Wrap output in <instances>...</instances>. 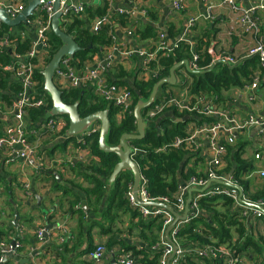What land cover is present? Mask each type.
I'll list each match as a JSON object with an SVG mask.
<instances>
[{
    "label": "built area",
    "instance_id": "obj_1",
    "mask_svg": "<svg viewBox=\"0 0 264 264\" xmlns=\"http://www.w3.org/2000/svg\"><path fill=\"white\" fill-rule=\"evenodd\" d=\"M77 1L60 0L58 9L61 12L60 23H67L71 17L84 15L85 7ZM200 1L205 5V14L201 16L202 19L208 23L213 22L214 15L212 10L214 4L212 0ZM215 1L230 13L238 14L237 25L231 28L230 34L232 35V33L237 31L239 35H249L252 39V46L248 48L243 59L256 58L258 67L264 69V17L259 14L264 11V0H260L257 4L247 8L242 7L238 0ZM52 5L53 0H40V5L36 9L35 15L33 18H28L23 26L25 36H21L22 39L31 37L29 51L24 55L13 53L11 63L3 67V71L10 76V79L15 80L19 86V91L16 93L9 91L8 95L11 97L9 106L5 104V106H0V170L6 166L22 165L29 169L33 175L40 176L46 172L41 161L42 149L45 146H49L50 143L53 145L57 143L63 144L71 138L67 136L68 120L64 116L49 115L51 105L43 89V82L41 83L35 77L36 72L41 73L53 56L50 54L51 46L48 40V34L51 32L50 21L53 16ZM24 8V3H4L3 0H0V9H5L10 19H14ZM184 8V0H171L170 10L173 13L182 12ZM132 12H139L137 14L145 17L147 11L139 7H133L131 10L116 9L114 15H121L130 19ZM111 17L112 15L106 9V14L102 17L94 18L90 27L91 32L94 34L100 32L105 26L109 27L108 35L110 36L111 44L99 48L98 54L95 55L96 57L98 55L101 56V59L94 63L90 60L79 63L74 60V57H63L58 64V68L54 71L53 83L61 93L74 89H90L95 97L118 109L116 116L120 120L126 115H133L135 106L130 91L133 86L117 84L115 83L116 79L108 80V75L113 69L115 62L113 55H116L120 64L130 62L132 75L129 78L125 77L123 80L131 82L133 85L135 82L156 83L160 79L168 77L169 73L164 75V67L159 64V59L171 55L178 47L179 42H183L188 46L190 60L187 61V66L189 70L194 72L207 70L211 65H215L219 61L224 62L219 64L235 66L241 59L225 52L214 53L209 46H203L202 49L196 50L197 47L190 40L191 36H189L194 26V20L187 22L183 33L177 39H169L164 31H159L154 41H147L150 43L148 46L137 47L134 45L131 47L125 41L118 39L116 28L123 29L124 37L130 39L133 38L134 26L129 23L126 27H121L117 23L112 22ZM27 32H29V35L26 34ZM13 46L14 44L5 36L1 41L0 47L11 49V52ZM205 54L209 56L210 61L207 66L200 67L199 63L203 61ZM175 74L178 79L176 84L182 78L181 83L184 88L181 91H183V95L176 96L168 88L176 84H167L165 87H160L152 104L145 109L142 120L147 127L154 125L157 127L158 132L162 133L163 128L159 125L160 121L166 117L173 120L176 118L175 114H190L204 119H214L213 121H203L201 124L196 122L186 123L183 136L174 137L169 145H164L156 150V153H160L166 151L168 147L184 149L190 155H196V157H191L188 168L192 167L195 158L199 159L197 165L201 164L203 167L199 171H195L198 176H192L187 182L178 186L172 195L173 200H170L168 196L152 197L147 189L148 180L141 174L140 167L135 159L138 154L144 152L130 146L132 149L131 159L139 168L140 180L137 192L138 202L132 195V183L128 186L125 197L129 207L144 221L157 217L161 220L158 243L148 246L146 243L138 241L133 244L138 249L148 251L147 255L149 258L161 253L158 258V264H184L188 258L195 261L204 259L220 264H244V256L237 254L231 247L226 245L196 242L195 244L184 246L180 242L178 231L184 224L198 219L201 215L209 218L199 206V200L204 197L230 199L231 206L228 210L230 214L235 215L238 222L264 219V198L251 200L244 193L240 180L233 177V171L228 173V175L230 174L228 180H225L228 175L223 172L227 167L229 148L236 144L239 138L238 134L248 129H253L261 142V148L252 151L253 159L257 162H264V119L250 115L241 120L234 115H227L217 109V106L213 105L205 96L190 94L189 86L192 80L189 76L190 72L184 65L177 69ZM262 79L260 73H255L250 84L246 86L245 92L247 95H244V97H247L249 101L254 99V93ZM30 109L42 110L45 114L35 124H29L27 113ZM175 121L182 122L179 118ZM95 133H98V130L90 128L87 133L74 136V141L79 147L77 149L90 154L91 152L85 142V138ZM200 140H205L206 146H202ZM75 143L70 141L66 147H75ZM85 159L86 157L80 158L81 161ZM258 174L264 178V167L262 171H258ZM258 174L257 171H251L244 176L249 178L258 176ZM217 181L224 184L217 183ZM22 186L25 197L32 199L33 195L29 191V184L25 182ZM192 188L197 189V192L191 193V201L185 219L177 221L166 235V230L174 223L175 217L164 208L146 205L150 203L166 205L179 217H182L185 213L188 192ZM201 189L205 190L199 192ZM1 195L0 189V198ZM26 232L27 227L20 223L10 229L6 236L0 240V264H7L13 259H18L19 253L23 248L22 240ZM51 237L50 230L46 231L44 227L37 228L34 231V238L38 247L29 249L32 258L40 255L42 252L41 247ZM58 243H63L62 237L58 239ZM104 252L105 247L98 245L93 251L88 253V257L93 262L99 263L103 259ZM170 257L171 259L169 260ZM141 258L142 256L135 257L130 252H122L117 255L114 254L112 261L107 264H138L136 260ZM14 261L16 262L17 260Z\"/></svg>",
    "mask_w": 264,
    "mask_h": 264
},
{
    "label": "trees",
    "instance_id": "obj_2",
    "mask_svg": "<svg viewBox=\"0 0 264 264\" xmlns=\"http://www.w3.org/2000/svg\"><path fill=\"white\" fill-rule=\"evenodd\" d=\"M86 13L87 20L91 21L96 17L104 16L106 13V7L96 10L87 8ZM146 18L151 22L156 23L158 15L149 9L146 12ZM69 20L68 23H60V27L64 28L79 46L80 51L74 56V60L79 63L91 60L93 56L98 54L99 48L111 44V39L108 35V26L103 27L100 32L94 34L91 32L90 28H88V21H83L79 17H71ZM111 20L121 27H126L129 23H132L134 26L133 38L139 44L147 43V41H154L156 39L158 30L155 29L151 23L145 24L133 17L129 19L121 15H114L111 17ZM22 29V25L15 28H8L6 26L0 27V43L4 37L7 36V39L14 44L13 52L11 53L8 52L7 49L0 47V102H3L6 106H9L10 104L11 97L8 95L9 91L16 93L19 91V86L11 82L10 76L3 71V67L11 63L13 53L24 55L30 49L31 37L29 36L26 39H22L20 33ZM177 36L178 31H176L172 25H168L167 37L169 39H176ZM48 40L51 46L50 54L53 55L61 46V42L52 34V32L48 34ZM195 45L197 47L196 50H200L203 46H208V43H203L201 39H198ZM188 60H190L188 46L183 42H179L178 47L171 55L159 59V64L164 67V75H167L172 66ZM209 61V56L205 54L204 59L199 63V66L205 67ZM255 72H260L264 75V69L258 67V61L256 58L242 60V62L236 66L230 67L223 64H216L211 71L207 72L204 70L203 73L200 74L190 73L189 76L192 83L189 86V91L191 95L205 96L213 105H218L219 103L222 104L224 102L221 97L222 91H226L232 87L239 88L250 84ZM35 77L40 80L41 83L43 82L40 72H36ZM125 77L129 78L130 75L122 72V69H119V72L115 74V83L126 86L125 81L123 80ZM108 80L111 81L109 77ZM154 84L155 82L134 83L133 87L130 88L134 106L138 102L146 101L149 98ZM165 86H167V84L163 87ZM61 99L67 105L77 103L78 114L81 118L87 117L98 111L107 110L109 129L106 135V144L108 146H116L123 134H136V121L133 115H126L117 123L115 118L118 109L111 104H107L98 97H95L84 88L64 91L61 94ZM49 103L51 105L50 99ZM144 111L145 109L141 111V116H143ZM44 114L45 113L42 110L30 109L27 113L28 123L35 124L44 116ZM175 116L176 118L173 120L166 117L160 121L159 125L163 128L162 133H159L157 127L154 125L148 127L145 125L144 137L141 140L128 141L130 146L136 147L144 152L138 154L135 159L140 167L141 174L148 180L147 189L152 197L168 196L170 200H173L172 195L180 184L187 182L192 176H198L195 170L199 159L195 158L192 167L188 168L191 157H196L195 154L190 155L189 152L184 149H174L171 147H168L166 151L160 153H156V150L164 145H169L174 137L183 136L186 123L196 122L197 124H201L203 121L214 120L212 118L204 119L190 114H175ZM64 118L68 120L66 116H64ZM178 118L181 119L182 122L175 121ZM68 140V142L73 141L75 143L73 137ZM68 142L63 143L62 147L65 148ZM85 142L89 146L92 155L97 157V161L88 162L87 164L81 162L72 163V172H74L76 176L82 178L87 184V188L72 183H69L71 189L67 187L61 188L59 184L54 186V189L60 188L64 197L71 196V200L68 203L67 213L70 215L79 214V235L82 234L81 227L82 223H84L82 221L83 209H76V205L80 203V198L78 195L72 193L73 188H77L84 193L86 199L85 204H88V207H94V209H96V211H94L95 214H97L96 212H98L100 205L104 207L99 213V216L102 219H107L112 222L116 218L118 211H122V213L127 212L131 216L128 233L134 234L137 238L148 244V246L158 243L161 231L160 218H150L146 221L142 220L135 211L130 209L125 197L128 186L132 183V175L129 172H122L116 176L112 184H108L110 175L117 163V157L113 154L104 153L98 149V133L86 137ZM245 145L244 142L237 139L236 144L229 148L225 173H229L232 170L233 177L240 180L243 191L247 194V181H243L240 176L244 172L247 173L253 171L254 166L251 160L249 161L243 158ZM74 146L79 148L76 143ZM263 194L264 189L261 196L262 198H264ZM257 198H259V196H257ZM104 199L105 201L102 202ZM219 199V197H204L199 200V206L202 212L209 218L201 215L198 219H194L184 224L178 231V237L181 240V244L188 246L197 242L231 247L234 242L233 230L235 229L238 239L235 240L236 243L234 244V247L237 248V251L251 247L260 250L261 248L252 240V237L245 236L244 229L236 219L235 215L233 216L230 214L228 209L231 206V200L224 197L220 200ZM222 208L224 211H222ZM97 224L91 223L88 225V232L83 236L88 247L81 252V255H85L92 250V240L89 235V230ZM98 226L100 227V224H98ZM101 232L109 233L110 229L108 227L105 229L101 228ZM4 236L5 232L0 229V240H2ZM116 244L120 245L124 252L130 251L135 257L142 256L141 259L137 260L138 264H158V258L161 253H157L153 255L152 258H149L147 255L148 251L138 249L135 244H129L121 239H111L109 247ZM75 248L76 244L71 249ZM55 251L56 255L63 263L64 253L68 251L67 244H62V248L59 250L55 248ZM184 264L220 263H212L211 261L204 259H197V261H195L194 259L188 258Z\"/></svg>",
    "mask_w": 264,
    "mask_h": 264
},
{
    "label": "crops",
    "instance_id": "obj_3",
    "mask_svg": "<svg viewBox=\"0 0 264 264\" xmlns=\"http://www.w3.org/2000/svg\"><path fill=\"white\" fill-rule=\"evenodd\" d=\"M3 1L4 3H24L26 6L28 0ZM259 1L260 0H238L241 6L246 8L257 4ZM78 2L85 7L84 15L79 17L83 21H88L86 17L87 8L96 10L106 7L109 14L112 16H114L116 9L131 10L133 7L146 9V11L150 9L158 15V19L157 22L154 23L148 20L145 16L144 19L146 20V23L153 24L154 28L157 29L158 32H162L163 30L166 34L168 25H172L175 30L178 31L177 38L183 33L187 22L189 20H194V26L189 35L191 36L190 40L196 44L197 40L201 39L203 43H208V46L214 51V53L225 52L229 55H234L236 58H241L237 64L242 62V60L248 59H243V57L248 48L252 46V39L249 35H239L237 31L232 33V35L230 34L231 28L236 27L237 25L236 21L238 19V14L230 13L228 10L219 6L215 0H212L214 4L212 13L214 15L215 22L213 21L211 23L204 21L201 17L205 14V5L200 0H184V10H182V12L175 13L170 10L171 0H82ZM136 13L132 12L131 17L137 19L135 15ZM259 14L264 17V11ZM137 20L141 21L140 19ZM69 21L70 20H68L67 23ZM92 22L93 20L88 21V28L91 27ZM22 26H24V24ZM61 29L65 31L64 28ZM23 31L24 30L22 29L20 32L21 36H25ZM28 33L29 32L26 34L29 35ZM116 35L119 40L125 41L131 47L134 45L137 47H146L150 44L149 42L139 44L134 38H130L131 40L126 39L123 34V29L116 28ZM7 50L10 52L11 49ZM11 52H13V49ZM113 57L115 62L113 64V69L108 75L111 80L116 79L115 74L119 72V69H122V72L131 76L130 62L120 64L116 55H113ZM100 59L101 56L98 55L97 57L94 56L90 61L94 63ZM261 77L263 79L254 93L255 97L252 101H249L247 97H244V95H247L245 92L246 86L249 85L247 84L239 88L232 87L226 91H222L221 97L224 102L222 104L219 103L218 105H215L217 106L216 108L229 116L234 115L241 120L250 115L258 116L264 119V75L261 74ZM11 82L16 84L15 80H11ZM181 82L182 78L178 84L168 87L176 96L183 95V91L181 90H183L184 87ZM125 84L133 86L131 82L125 81ZM88 91H90V89H88ZM90 93L94 95L91 91ZM0 106L5 105L3 102H0ZM115 120L117 123L121 121L117 116ZM90 128L99 130V123L96 122L92 124ZM238 137V139L245 144L249 141H254L256 144L255 149L261 148V142L253 129H248L243 133H239ZM200 142L202 146H206L205 140H200ZM52 145L53 144L50 143L49 146H45L42 149L41 161L46 169V172L40 176L33 175L29 169L23 167L22 165L6 166L0 170V189L2 192L0 198V229L5 232L6 236L8 231L17 224L23 223L27 227V232L22 240L23 248L19 253L18 259H13L12 261L7 262V264H107L112 261L114 254L117 255L124 252L123 248L118 244L109 247L111 239H121L129 244L138 241L143 242V240H140L134 234L128 233L131 220L129 213H122V211H118L116 218L112 221L113 223L107 219H102L99 216V213L104 207L100 205L98 212H96L97 214H95L94 211H96V209H94V207H88V204H85L86 199L84 193L77 188H73L72 193L78 195L80 198V203L76 205V209H83L82 221L84 223H82L81 227L82 234L79 235V214L70 215L67 213L68 203L71 200V196L64 197L60 188L54 189V186L59 184L61 188L67 187L71 189L69 183H72L74 185H81L83 188H87V184L82 180V178L76 176L74 172H72V163L81 162L87 164L88 162H96L97 157L93 156L92 153L86 154L85 151H81V149H77L75 147L68 146L63 148L61 143ZM84 157H86V159L81 161L80 158ZM247 160L252 161L254 166L253 171H257V174L258 171L263 170L264 162L255 161L252 153L251 158L249 157ZM202 167L203 166L201 164L197 165L195 171H199ZM223 172L225 173V171ZM226 175H228V173H226ZM244 175H246V172L242 173L241 177L243 181H247L246 196L251 200L262 198L264 178L260 177L259 174L258 176H252L249 178ZM25 182L29 184V191L33 195L32 199H27L24 195L22 185ZM257 196H259V198H257ZM36 197H39L40 200L37 201ZM104 201L105 199L102 202ZM222 211H224L223 208ZM15 215H18L19 219L16 225H13L12 222ZM239 222L244 229L245 236L252 237V240L261 249L258 250V248L255 249L254 247H251L245 250L237 251V248L234 247V244L236 243L235 240L238 239L235 229L233 230L234 242L232 243L231 248L237 254L244 256V264H264V219L244 220ZM91 223L100 224V227L97 224L89 230V235L92 240L91 251H93L98 245L105 247L103 259L99 263L93 262L89 259V252L85 255H81V252L88 247L83 236L87 234L88 225ZM48 226H51L50 233L52 234V237L47 239L44 246L41 247L42 252L40 255L32 258L29 249L38 247L34 238V231L37 228H46ZM107 227L110 229L109 233L101 232V228L105 229ZM60 237L63 238L62 244H67L68 249V251L64 253L63 263L60 261L55 251V248H57V250L62 248V244L58 243V239ZM75 244L76 248L71 249ZM14 260L17 261L15 262ZM136 263H138L137 260Z\"/></svg>",
    "mask_w": 264,
    "mask_h": 264
},
{
    "label": "water",
    "instance_id": "obj_4",
    "mask_svg": "<svg viewBox=\"0 0 264 264\" xmlns=\"http://www.w3.org/2000/svg\"><path fill=\"white\" fill-rule=\"evenodd\" d=\"M82 1V0H78ZM77 1V2H78ZM76 2V1H74ZM60 0H53V16L50 21V27L52 34L59 39L61 46L53 54L49 63L41 71L43 78V89L48 95L51 102V109L49 112L50 116H66L68 119V130L67 136L74 137L77 135L85 134L89 131V128L94 123H99L98 130V149L107 154H113L117 157V163L114 166L113 172L110 175L108 184H112L116 176L122 172H129L132 175V195L134 199L137 200V192L140 180V171L136 163L131 159L132 149L128 144L130 140H141L144 137L145 123L142 120L141 111L148 108L158 92L159 88L165 84H176L178 79L176 78V70L182 67L183 65L190 73L200 74L203 71L194 72L188 69L187 61L180 62L171 67L169 71V76L160 79L156 82L150 92V96L146 101L138 102L133 111V117L136 121V134H123L116 146H108L106 144V135L109 129V118L107 110L98 111L88 115L87 117L81 118L78 114V105L77 103L67 105L61 99V91H59L53 83L54 71L58 68V64L63 57L73 58L77 52L80 51L79 46L73 40V37L69 35L66 31H63L60 28V19L61 12L59 9ZM40 5V0H28L25 8L20 12L14 19H10L5 9H0V27L6 26L8 28L19 27L26 23L27 19L35 15L36 9ZM137 19H140L143 23H146V20L140 14H135ZM163 31V30H162ZM1 46V43H0ZM224 63L217 62L216 64ZM215 64V65H216ZM215 65H211L206 71H211ZM232 173V171L230 172ZM230 174L225 178L228 180ZM217 183L224 184L223 182L217 181ZM205 189H201L199 192H203ZM197 192V189L192 188L188 192V199L186 201L185 213L182 217H179L170 207L161 204L150 203L146 206H158L168 210L174 217V223L167 228L166 235L168 231L175 225L177 221L185 219L189 203L191 201V193ZM37 201L40 200L39 197H36ZM19 217L18 215L14 216L13 225H16ZM51 226L46 227V231L50 230ZM172 257V256H171ZM169 258V260L171 259Z\"/></svg>",
    "mask_w": 264,
    "mask_h": 264
},
{
    "label": "rangeland",
    "instance_id": "obj_5",
    "mask_svg": "<svg viewBox=\"0 0 264 264\" xmlns=\"http://www.w3.org/2000/svg\"><path fill=\"white\" fill-rule=\"evenodd\" d=\"M255 148H256V144L254 141L247 142L245 146V152L243 154V158H245L246 160L249 159V157L251 158V153Z\"/></svg>",
    "mask_w": 264,
    "mask_h": 264
}]
</instances>
